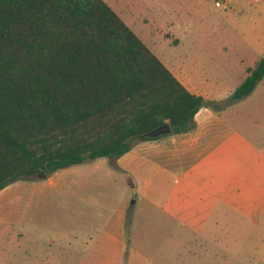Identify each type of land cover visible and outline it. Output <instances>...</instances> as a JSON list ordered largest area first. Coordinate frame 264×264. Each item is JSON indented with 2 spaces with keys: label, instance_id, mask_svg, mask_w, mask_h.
I'll list each match as a JSON object with an SVG mask.
<instances>
[{
  "label": "trees",
  "instance_id": "16d2710c",
  "mask_svg": "<svg viewBox=\"0 0 264 264\" xmlns=\"http://www.w3.org/2000/svg\"><path fill=\"white\" fill-rule=\"evenodd\" d=\"M247 74L225 101H209L105 0H0V192L40 172L118 159L167 124L190 132L202 108L220 112L255 91L264 56Z\"/></svg>",
  "mask_w": 264,
  "mask_h": 264
},
{
  "label": "crops",
  "instance_id": "0c3cea01",
  "mask_svg": "<svg viewBox=\"0 0 264 264\" xmlns=\"http://www.w3.org/2000/svg\"><path fill=\"white\" fill-rule=\"evenodd\" d=\"M132 1L145 19L137 26L125 21L151 47L161 35L171 42L190 38L201 48L167 55L163 61L158 57L193 95L225 101L264 56V0L215 1V6L221 3L216 8L225 10V16L217 17L205 10L214 0ZM234 4L240 6V13H231L240 18L237 21L226 15V7ZM194 123L187 133L137 140L130 152L111 160L137 193L132 205L152 209L149 212L169 235L175 264H221L220 234L224 224H236L235 218L225 219L235 216L254 224L264 217V79L251 95L220 112L202 108ZM126 217L123 209L119 222L104 229L109 241L118 243L117 234L122 239L127 233ZM138 218L133 215L131 232H136ZM192 242L200 252L193 250ZM186 257L193 261L185 262Z\"/></svg>",
  "mask_w": 264,
  "mask_h": 264
},
{
  "label": "rangeland",
  "instance_id": "374dc122",
  "mask_svg": "<svg viewBox=\"0 0 264 264\" xmlns=\"http://www.w3.org/2000/svg\"><path fill=\"white\" fill-rule=\"evenodd\" d=\"M106 1L124 21L137 26L145 19L135 12L132 0ZM226 8L228 18L240 19L231 14L240 13L239 5ZM205 10L210 17L225 16V10L216 8L215 1H209ZM127 24L162 61L167 55L201 49L190 38L171 42L161 35L155 38L156 47H151L135 27ZM136 198L129 179L111 158L72 166L45 179L38 175L23 178L0 192V264H175L169 235L149 212L152 209L144 205V211L140 204L132 205ZM123 209L127 210L128 231L122 239L118 233L120 240L114 243L104 229L119 222ZM134 214L139 218L134 223L136 232H131ZM233 218L236 224L227 225ZM236 218L225 219L220 234L223 255L218 262L264 264V217L254 224ZM196 242L190 245L199 251Z\"/></svg>",
  "mask_w": 264,
  "mask_h": 264
},
{
  "label": "water",
  "instance_id": "95a60500",
  "mask_svg": "<svg viewBox=\"0 0 264 264\" xmlns=\"http://www.w3.org/2000/svg\"><path fill=\"white\" fill-rule=\"evenodd\" d=\"M170 133H172V128H171L170 124H167V125L159 128V129L147 134V136L151 137V138H157L159 136L167 135V134H170ZM38 177L45 179L46 178V174L44 172H40L38 174Z\"/></svg>",
  "mask_w": 264,
  "mask_h": 264
},
{
  "label": "built area",
  "instance_id": "2783aa9c",
  "mask_svg": "<svg viewBox=\"0 0 264 264\" xmlns=\"http://www.w3.org/2000/svg\"><path fill=\"white\" fill-rule=\"evenodd\" d=\"M216 6H217V7H220V6H221V3H220V2H217V3H216Z\"/></svg>",
  "mask_w": 264,
  "mask_h": 264
}]
</instances>
